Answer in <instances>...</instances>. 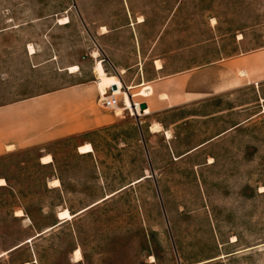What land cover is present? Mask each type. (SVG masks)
Masks as SVG:
<instances>
[{
	"label": "rangeland",
	"instance_id": "rangeland-1",
	"mask_svg": "<svg viewBox=\"0 0 264 264\" xmlns=\"http://www.w3.org/2000/svg\"><path fill=\"white\" fill-rule=\"evenodd\" d=\"M256 54L264 0H0V109L70 83L99 88V63L118 77L112 60L135 89L158 61L167 77ZM116 113L133 125L47 146L55 168L37 148L0 156V264H264V82L140 125ZM85 140L94 155L76 153ZM64 210L85 212L59 224Z\"/></svg>",
	"mask_w": 264,
	"mask_h": 264
},
{
	"label": "crops",
	"instance_id": "crops-1",
	"mask_svg": "<svg viewBox=\"0 0 264 264\" xmlns=\"http://www.w3.org/2000/svg\"><path fill=\"white\" fill-rule=\"evenodd\" d=\"M130 17V21L126 22L127 26L139 25L144 22L143 19V22L138 23V18ZM124 27L122 26V28ZM104 28L107 33L108 30L122 29L108 25L99 29L103 30ZM158 62L154 65V78L144 81L138 86L132 85L136 87L135 89L143 86L152 88L151 96L146 97L149 98V101L140 103V105L142 103L147 105V109L151 112L150 115H158L165 110L195 103L216 94L227 93L248 84L264 82V54H256L243 59H231L226 63H212V65L167 77L161 75L163 66L160 64L162 68H158ZM112 64L116 75L121 79L119 75L126 74V69L119 67L114 60H112ZM240 71L245 72L247 76H242ZM68 75L72 74L68 72ZM244 77L247 79L253 77L254 79L245 84ZM99 94L100 91L96 83L92 81L76 82L2 107L0 109V156L17 152V150L37 148L40 151L39 164L43 167L55 168V155L46 150V147L54 142L88 136L113 125L124 123L133 125L132 120L125 114L123 118L119 119L116 112L114 113L116 117L111 113H105L100 108ZM138 118L136 120L140 125ZM155 126L151 124L148 129L151 132H159L154 131ZM89 144L93 152L80 153L79 148ZM75 150L80 156H89L95 153L91 140H85L78 144ZM48 156L51 157V161L43 163V159ZM54 180H58L60 183V180L54 175L50 186ZM59 187L61 186L59 185Z\"/></svg>",
	"mask_w": 264,
	"mask_h": 264
},
{
	"label": "bare ground",
	"instance_id": "bare-ground-1",
	"mask_svg": "<svg viewBox=\"0 0 264 264\" xmlns=\"http://www.w3.org/2000/svg\"><path fill=\"white\" fill-rule=\"evenodd\" d=\"M61 22L63 25H65L68 23V19H63V20H61ZM158 66H159L158 68H161L160 65H158ZM71 70L72 71L78 70V67H72ZM95 72H96V77L99 78L98 84H99V88H100L101 93H102V94L100 93L101 95L105 96L108 93V90L111 89L113 86L117 87L116 90H113L115 95H117V96H121L122 94L125 95L122 99V102L124 103V106H126V107L124 109L118 108L116 111L124 112V110H130L132 115H134V116L137 115V117H139V118L144 116V115H149L151 113L150 110L147 108L145 110L141 111L140 103H136L134 101L135 98H137V97H141V96L150 97L152 94V88L151 87H145L144 89H142L141 92H139L137 94H131L130 93L131 90H129L131 88L126 87V84H124V81L120 80L118 77L106 75L102 63L98 64ZM156 127H158V126H156ZM79 150H80V153H82V154H88L89 152H93L90 144L80 147ZM50 161H51L50 156L43 159V163H49ZM4 185H6L5 180L0 179V186H4ZM59 185H60V183L58 180H54V182L51 183V187H53V188L59 187ZM108 197H110V196H108ZM108 197H107V199H108ZM21 215L22 214H19V216H21ZM72 219H73V215H71L68 210H64V211H61L58 213V220H60V222L69 221ZM28 242H31V241H28ZM3 255L4 254H2V256ZM2 256H0V258H2ZM74 258H75L76 262H80L82 260L81 252L79 249L75 251Z\"/></svg>",
	"mask_w": 264,
	"mask_h": 264
},
{
	"label": "built area",
	"instance_id": "built-area-1",
	"mask_svg": "<svg viewBox=\"0 0 264 264\" xmlns=\"http://www.w3.org/2000/svg\"><path fill=\"white\" fill-rule=\"evenodd\" d=\"M99 96H100L99 102L101 104V107L105 111L107 110V111L115 113L118 108L122 107L123 103L119 100V98H118L119 96L114 94L112 88L108 90V93L105 96H103L101 94H99ZM125 107L126 106H124V108ZM124 111H126V110H124ZM128 111H129V113H131L130 110H128Z\"/></svg>",
	"mask_w": 264,
	"mask_h": 264
},
{
	"label": "water",
	"instance_id": "water-1",
	"mask_svg": "<svg viewBox=\"0 0 264 264\" xmlns=\"http://www.w3.org/2000/svg\"><path fill=\"white\" fill-rule=\"evenodd\" d=\"M117 89V87L116 86H113L112 87V90H116ZM147 108V105L145 104V103H142L141 105H140V109H141V111L142 110H145ZM106 200V199H105ZM83 212H85V211H81V212H78V213H76V214H73V217H76V216H78V215H80L81 213H83ZM59 224H62V222H60V220H59ZM42 234H38L35 238H37L38 236H41ZM29 243H31V242H26V243H24V244H20L18 247H15V248H13L12 250H10L8 253H12V252H14L15 250H17V249H20V247H22L23 245H25V244H29Z\"/></svg>",
	"mask_w": 264,
	"mask_h": 264
},
{
	"label": "trees",
	"instance_id": "trees-1",
	"mask_svg": "<svg viewBox=\"0 0 264 264\" xmlns=\"http://www.w3.org/2000/svg\"><path fill=\"white\" fill-rule=\"evenodd\" d=\"M62 223H64V222H62Z\"/></svg>",
	"mask_w": 264,
	"mask_h": 264
}]
</instances>
